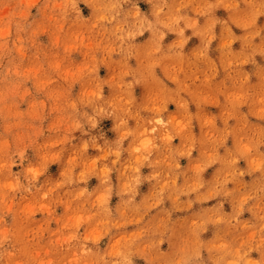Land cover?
<instances>
[{"label":"rangeland","instance_id":"rangeland-1","mask_svg":"<svg viewBox=\"0 0 264 264\" xmlns=\"http://www.w3.org/2000/svg\"><path fill=\"white\" fill-rule=\"evenodd\" d=\"M0 264H264V0H0Z\"/></svg>","mask_w":264,"mask_h":264}]
</instances>
